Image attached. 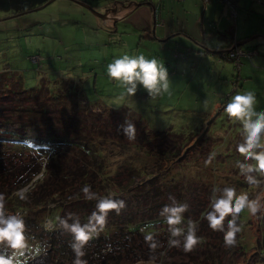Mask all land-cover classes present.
<instances>
[{
  "label": "rangeland",
  "instance_id": "obj_1",
  "mask_svg": "<svg viewBox=\"0 0 264 264\" xmlns=\"http://www.w3.org/2000/svg\"><path fill=\"white\" fill-rule=\"evenodd\" d=\"M144 1L0 0V72L5 71L8 78L12 76L9 79L0 76V80L12 87V84L16 83L14 81L21 78L25 88H34L42 83L52 86L58 80L75 74L88 100L114 110L127 107L151 129L145 131V126L135 125L134 139H130L124 132L119 137L116 133L121 121H117L118 114L111 111L110 114L115 115V118L104 121L102 125L99 123L102 132L99 149L100 152L104 150L107 152L105 154L108 164L113 165L116 161L118 166L121 162L118 157L122 155L125 159L118 166L119 170L121 165L128 163V159L133 162L141 158L147 159V154H144L149 148L155 152L158 148L170 149V158L173 162L170 172H175L174 180H178L182 174L193 184L197 183L198 190L194 191L188 184L184 194L187 198L205 201L211 194L213 183L235 184L239 179H244L235 163L238 158H244L243 153L236 148L242 139L241 124L234 117L227 115L224 103L243 81L240 71L237 73V70L240 68L245 70L243 68L245 65L261 67V72L246 71L243 74L249 72L248 75L254 76L253 80L264 82V65L249 60L248 63L243 61V58L254 55L255 52L264 55V39L253 35L244 45L249 44L254 49H244L241 38L236 36L234 22L237 16V23L244 18L245 27L250 30L253 25L257 34L261 35L260 28L264 25V0H239L236 3L234 0H174L182 1L177 6L184 13L183 19L192 16L196 23L197 16L199 17L200 28L196 27L198 28L196 36L202 42H196L184 32L176 36V43L170 41L165 44L154 38H157L160 25L164 24L161 6L158 8L155 4L158 0L139 4ZM147 3L155 4L152 11ZM234 6H237L236 11L239 10L233 19ZM222 11L226 16L221 15ZM94 12L103 16H98ZM118 14L122 16L117 18ZM229 19L232 27L229 25ZM207 25L211 26L210 31ZM200 30L206 39L211 36L214 41L217 39L216 43L222 47L215 48L216 46L210 43L206 47ZM224 41H227V45L223 46ZM189 47L195 48L196 52L189 50ZM125 53L130 55L143 53L147 58L155 56L164 62L169 76L168 91L151 97L146 89L138 85L132 96L127 95L123 85L117 83L114 78H109L106 71L107 65L113 60L110 55L122 56ZM224 53H229L230 56L225 58ZM34 58L36 60H33ZM223 65H225L223 76L226 77L223 80L228 82L230 87L222 94L216 95L217 86L213 85L212 80L208 79L203 88L199 77L205 66L220 70ZM250 81H246L244 88L253 89L256 95L254 106L264 108V88L259 82ZM94 85L97 87L96 90ZM215 95L217 97L214 98ZM0 100L7 102L8 98L3 97ZM175 101L184 110L176 111L173 108ZM168 128L183 134H193L196 131L199 132L197 137L201 136L199 145L196 144L198 140L189 143L192 146L182 162L175 159L172 153L176 150L175 142L179 140L174 136L163 139L162 135H154L152 132ZM137 137L144 139L145 147L143 145L140 149L134 147L133 141ZM213 151L216 153L214 159L206 164V159ZM8 158L13 161H9ZM21 158L17 155L10 157L1 154L0 163L3 168L0 170L3 176H0V184L12 181V173L23 160ZM11 162L13 166L10 165ZM19 169L15 171L16 175L22 173L21 168ZM261 179L264 181V177ZM140 183L132 191L122 195L127 202L137 203L139 192L134 191L141 189ZM239 184L240 182L237 185ZM113 190L116 189H110V192ZM174 191H177V195L176 187ZM240 191L248 192L250 199L259 196L264 204V182L258 186L247 183ZM167 194H160L157 200L167 201L169 198ZM240 216L243 221V230L240 233L245 251L236 256L225 252L222 263L264 264V252L257 248V241H262L264 234V206L255 214L249 213L245 208ZM203 239L205 240L204 235ZM216 243L217 241L209 239L198 248L197 252H202V259L209 256V250H214L213 245ZM188 252L171 246L169 252L164 254V264L173 262L177 256L180 257L177 260L185 259L183 262L188 263L187 257L195 256ZM207 263L204 261L202 264ZM215 263L214 261L212 264ZM135 264L158 263L150 259Z\"/></svg>",
  "mask_w": 264,
  "mask_h": 264
},
{
  "label": "trees",
  "instance_id": "obj_2",
  "mask_svg": "<svg viewBox=\"0 0 264 264\" xmlns=\"http://www.w3.org/2000/svg\"><path fill=\"white\" fill-rule=\"evenodd\" d=\"M236 1L238 0H234L235 3ZM257 54L255 52L254 55ZM110 56L113 59L117 55ZM249 58L251 59L250 56ZM239 71L243 73L241 68L237 73ZM249 72L241 75L243 81L237 85L233 93L244 88L247 80H251V83H260V80H253L254 76L248 75ZM0 76L8 78L5 71L0 72ZM76 77L78 76L73 74L72 77L58 80L52 86L42 83L34 88H25L21 78L16 79L12 87L0 80V99L8 98L7 102L0 100V131H2L0 157L1 154H6L10 157L21 156L23 159L15 167L12 181L0 184V193L4 194L5 208L9 212H19L23 215L27 235L35 238L32 242L47 245V251L31 259L29 264H73L75 253L70 247L71 234L63 230L58 222L48 229L44 227V222L55 216H66L69 212L76 213L82 223L86 222L95 208L96 200L85 199L81 191L85 184H90L91 190L99 196L107 195L110 189H116L113 192L117 193L119 198L125 199L122 195L132 191L141 182V189L134 191L139 192L137 203L127 202L125 199L126 206L119 214H116L115 210H109L104 231L85 245V256L82 259H86L88 264H135L150 259L158 264H164V254L168 253L170 248L169 232L168 225L158 213L161 207L171 203V200L168 198L167 201H163L157 198L160 194L166 193L168 197L174 196L178 202L189 203L184 216L197 221V235L205 237V240L199 241L188 252L195 255L187 257L188 263L183 262L185 259L177 260L180 258L177 256L176 260L170 262L171 264H202L204 261H207V264H212L214 261L215 264H223L222 257L226 253L236 256L244 252L245 245L241 233L236 234L235 245L227 246L222 231L210 227L207 218L201 216L208 207L209 197L202 201L185 196L184 192L188 184L194 191L198 190V186L182 174L178 180H174L175 172H170L173 163L170 149L158 148L155 152L149 148L144 154H147V159L141 158L135 162L128 159V163L121 165L119 170L118 166L125 159L122 155L118 157L121 161L118 166L116 161L113 165L108 164L105 154L107 152L105 150L100 152L102 134L100 124L115 118V115L110 114L111 111H115L118 114L117 121H121L116 133L119 137L124 132L121 126L125 123L143 125L145 131L151 129L127 107L114 110L88 100ZM200 84L202 86L204 82ZM94 89H97L95 85ZM173 105L176 111L184 110L176 101ZM152 132L154 135H162L163 139L174 136L179 140L175 142V152L172 151L179 162L183 161L192 146L189 144L192 140H198L197 145L201 142V136L197 137L199 132L196 131L193 134H183L168 128L152 130ZM133 145L138 149L142 145L145 147L144 139L137 137ZM10 165L13 166V162ZM2 168L0 163V169ZM19 168L22 173L16 175L15 171L20 170ZM0 176H3L1 170ZM239 182L240 184L237 185ZM214 185L217 184L213 183L212 187ZM233 185L237 191H240L245 188L247 182L239 179ZM175 187L178 190L177 195V191H174ZM21 192L26 199H20ZM229 216L230 214H226L225 220ZM150 222L156 230V238L159 242V246L155 249L150 248L149 242L145 240V232L141 231ZM186 222L187 220L184 221L185 224ZM209 239L217 241L213 245L215 249L209 250V256L202 259V252L197 250ZM257 242V248L264 252V234L262 241ZM108 244L112 246L111 251L106 248ZM176 248L183 250L182 247Z\"/></svg>",
  "mask_w": 264,
  "mask_h": 264
},
{
  "label": "clouds",
  "instance_id": "obj_3",
  "mask_svg": "<svg viewBox=\"0 0 264 264\" xmlns=\"http://www.w3.org/2000/svg\"><path fill=\"white\" fill-rule=\"evenodd\" d=\"M109 78L119 81L132 96L138 85L146 89L151 97L167 92L169 89L168 69L164 62L155 56L147 58L143 53L114 57L106 68ZM256 95L251 88H241L231 94L224 103V111L229 117L237 119L242 128V139L236 148L243 153V159L235 161L239 172L249 185L258 186L264 177V108L254 106ZM124 133L130 138H135V125L126 123L122 125ZM216 153L209 154L205 163H211ZM251 158V160H249ZM258 174V175H257ZM90 184H85L81 191L85 199L96 200L94 210L89 214L86 222H81L76 213L69 212L66 216H55L44 222L48 229L55 222L72 236L70 247L75 253L73 264H88L85 256V245L93 238L99 237L107 224L109 210L116 214L125 208L126 201L119 198L117 193L109 192L99 196L91 190ZM20 199H26L23 192ZM171 203L164 204L158 215L168 225L169 246L182 247L185 252L192 248L203 238L197 235L198 222L185 218L184 213L189 208V203L178 202L170 196ZM264 204L259 196L249 198L246 191H237L235 185L223 183L214 185L209 195L208 207L201 213L213 229H220L223 233L225 245L233 246L237 243L236 234L243 230V221L239 214L245 208L249 213L255 214ZM226 214H230L225 220ZM187 220L186 224L184 221ZM239 221V222H238ZM141 231L145 232V240L155 249L159 246L156 230L152 223L145 225ZM34 237L26 233L24 217L19 212H9L5 208V197L0 193V264H29L31 259L47 251V245L39 242L33 243ZM111 244L106 245L111 251Z\"/></svg>",
  "mask_w": 264,
  "mask_h": 264
},
{
  "label": "crops",
  "instance_id": "obj_4",
  "mask_svg": "<svg viewBox=\"0 0 264 264\" xmlns=\"http://www.w3.org/2000/svg\"><path fill=\"white\" fill-rule=\"evenodd\" d=\"M148 1H150V0H145L144 2H141L139 4H144L145 2H148ZM181 2L182 1L176 2L174 0H158L155 3V4H157L158 8L161 6V9H160L161 17L164 20V24H161L159 27L160 29L158 30L157 38L154 37L155 40H157L159 43L165 44V43H168L170 41H172V42L174 41L176 43L177 42L176 36L181 34V33H184V32H186L188 34V36H190L191 38L195 39L196 42H199V43L202 42L200 39L198 40L197 36H196V33H198V28H196V27L200 28V23L198 20L199 17L197 16L196 23L193 21L192 16L187 17V19H183L182 14H184V13L177 6V5H180ZM158 3H160V5ZM139 4H137V5H139ZM147 4L150 5L151 11H152L155 4H153V3L152 4L147 3ZM204 8H206V6ZM203 13H204V11L202 10L201 15H203ZM164 14L166 16H164ZM225 14L226 13L224 11L221 12V15L226 16ZM239 14H240V12H239ZM120 16H122V15L118 14L116 17L118 18ZM202 18H203V16L201 17V19ZM237 18H238V16H237ZM237 18L234 21L235 22V28H236L235 33H236L237 38H241L242 47L244 49H247V50L254 49L253 46H250L249 44H247V45H244V44H246L247 41L250 38H252L253 35L260 36L261 38L264 39V25L261 26V28H260V31L262 32L261 35H258L257 31L255 30L253 25L251 26V29L248 30L245 27L246 20H244V18H241L240 22L237 23ZM113 20L115 21V18ZM153 23L156 24V21L153 20ZM229 25L232 27V23H231L230 19H229ZM207 26L209 27V31H210L211 26L210 25H207ZM152 31L154 32V28L152 29ZM223 31H225V30H223ZM199 33L203 37L204 44L206 45V47H208V43H210L214 47L216 46L215 48L222 47L221 45L216 43L217 39H216V41H214V38H211V36L206 39L205 34H203L202 30H200ZM215 38H216V36H215ZM224 45H227V41H224L223 46ZM188 49L196 52L194 50L195 48L189 47ZM247 57L243 58V61L245 63H248V60H249V61L255 62L259 65H262V66L264 65V55H260V54L252 55V56H250L251 59L249 58V56H247ZM223 68H221L220 70H216L215 68H211L210 66H205L204 70L201 72V75L199 77L200 82H204V85H202V87L205 88V82H207V80L210 79V80H212L213 85L217 86V94L216 95L222 94L223 92L227 91L230 87V84L222 79L224 77L223 73L225 70V65H223ZM243 68H245V70H243V73L246 71H251L252 73H257V72L262 71L261 67H250L248 65H245ZM184 71H186V69H184ZM243 73H242V71H240V76ZM259 84L262 85V88H264V82L260 81ZM216 95L214 96V98L217 97Z\"/></svg>",
  "mask_w": 264,
  "mask_h": 264
},
{
  "label": "built area",
  "instance_id": "obj_5",
  "mask_svg": "<svg viewBox=\"0 0 264 264\" xmlns=\"http://www.w3.org/2000/svg\"><path fill=\"white\" fill-rule=\"evenodd\" d=\"M233 9H234V10H232V11H233V19H234L235 16H236V6H234ZM250 54H251V53H250ZM223 56L226 58L227 56H230V54H229V53H224ZM33 60H36V58H34Z\"/></svg>",
  "mask_w": 264,
  "mask_h": 264
},
{
  "label": "water",
  "instance_id": "obj_6",
  "mask_svg": "<svg viewBox=\"0 0 264 264\" xmlns=\"http://www.w3.org/2000/svg\"><path fill=\"white\" fill-rule=\"evenodd\" d=\"M96 15H98V16H103V15H101V14H99V13H96V12H94Z\"/></svg>",
  "mask_w": 264,
  "mask_h": 264
}]
</instances>
